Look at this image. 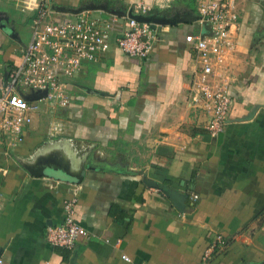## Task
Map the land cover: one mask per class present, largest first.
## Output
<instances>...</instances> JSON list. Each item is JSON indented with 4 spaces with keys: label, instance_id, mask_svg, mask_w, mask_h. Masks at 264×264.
<instances>
[{
    "label": "crops",
    "instance_id": "crops-1",
    "mask_svg": "<svg viewBox=\"0 0 264 264\" xmlns=\"http://www.w3.org/2000/svg\"><path fill=\"white\" fill-rule=\"evenodd\" d=\"M17 1L0 0L2 74L19 64L26 45L18 28H30L31 14ZM160 1L51 5L61 14L95 8V17L107 18L140 4L154 10ZM180 1L181 17L196 18L198 0ZM236 11L231 107L221 134L206 133L208 115L191 102L194 52L185 37L200 32L195 21L158 26L159 39L142 60L112 43L68 81L60 120L43 105L20 143L0 132L3 264H264V0H238ZM62 137L70 142L65 150L43 147ZM73 189L75 220L89 236L67 250L45 234L62 223ZM163 189L186 196L182 213Z\"/></svg>",
    "mask_w": 264,
    "mask_h": 264
},
{
    "label": "built area",
    "instance_id": "built-area-1",
    "mask_svg": "<svg viewBox=\"0 0 264 264\" xmlns=\"http://www.w3.org/2000/svg\"><path fill=\"white\" fill-rule=\"evenodd\" d=\"M237 1L198 0L195 22L200 32L185 37L194 52L191 102L208 115L204 130L211 137L223 132L231 107L229 62L237 47ZM17 7L31 14V36L19 64L4 74L0 72V132L11 145L23 140V133L43 105L51 110L68 106V81L83 63L96 62L112 43L125 56L142 60L159 39L158 27L152 29L148 23L128 16L95 17L91 9L61 14L52 8L51 0H18ZM133 11L146 14L149 7L140 4ZM53 131L58 132V128ZM191 199L195 201L197 196ZM76 204L73 189L63 201L62 223L46 230L49 244L72 250L80 238L89 236L75 220ZM119 244L120 240L114 242ZM121 258L129 261L126 255Z\"/></svg>",
    "mask_w": 264,
    "mask_h": 264
},
{
    "label": "water",
    "instance_id": "water-1",
    "mask_svg": "<svg viewBox=\"0 0 264 264\" xmlns=\"http://www.w3.org/2000/svg\"><path fill=\"white\" fill-rule=\"evenodd\" d=\"M172 1H174V3H170ZM181 5H182V1L180 0H161L156 5L154 10H149L146 14H141L139 12H134L131 10L128 14V17L135 18L139 22L148 23L152 29H156L158 26L174 25L179 22L188 23V22L196 21V18L190 15L187 17H181L183 13L177 12V9H179ZM88 9L94 10L95 8H88ZM79 11L80 10H77V11H74L73 13H77ZM184 14L187 15L188 13L187 14L184 13ZM262 108L264 109V105L262 106ZM69 144L70 142L67 139H64L62 137L61 139L50 140L44 143L43 147L46 148V150L47 148L52 149L51 152H53V150L57 148L58 150L61 149L62 151V150H65L66 145H69ZM43 147L40 148L41 151ZM26 166L27 168L30 167L28 165ZM65 173L67 176L73 177L74 180H77V178H80V174H77L76 171L72 172L71 170L67 169ZM145 184L147 186L152 185L154 187H157L154 183L150 182L149 180L145 181ZM162 192L170 200L172 206L176 210H178V212L182 213L184 211L185 206H186L185 205V200H186L185 195L179 194V192H177L176 190H164L163 189Z\"/></svg>",
    "mask_w": 264,
    "mask_h": 264
},
{
    "label": "rangeland",
    "instance_id": "rangeland-1",
    "mask_svg": "<svg viewBox=\"0 0 264 264\" xmlns=\"http://www.w3.org/2000/svg\"><path fill=\"white\" fill-rule=\"evenodd\" d=\"M18 33L21 43L27 44L31 36L30 28L28 27V25L20 26L18 28ZM229 67L231 68V63H229ZM59 109L60 108L55 109L54 114H52L57 120H60V118L62 117V114H60L61 111H59ZM44 122H47V120H45Z\"/></svg>",
    "mask_w": 264,
    "mask_h": 264
}]
</instances>
